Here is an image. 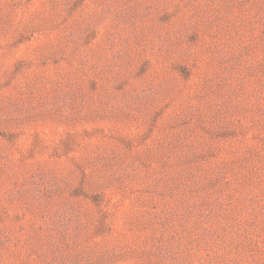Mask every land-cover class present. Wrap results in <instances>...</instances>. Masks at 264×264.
I'll list each match as a JSON object with an SVG mask.
<instances>
[{"label":"rangeland","instance_id":"374dc122","mask_svg":"<svg viewBox=\"0 0 264 264\" xmlns=\"http://www.w3.org/2000/svg\"><path fill=\"white\" fill-rule=\"evenodd\" d=\"M0 264H264V0H0Z\"/></svg>","mask_w":264,"mask_h":264}]
</instances>
